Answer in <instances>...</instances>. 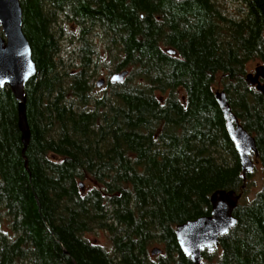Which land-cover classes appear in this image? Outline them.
Wrapping results in <instances>:
<instances>
[{
    "label": "trees",
    "instance_id": "16d2710c",
    "mask_svg": "<svg viewBox=\"0 0 264 264\" xmlns=\"http://www.w3.org/2000/svg\"><path fill=\"white\" fill-rule=\"evenodd\" d=\"M20 1L38 72L25 88L26 150L19 101L0 86V214L10 218L0 264H194L177 225L210 215L217 190L244 195L252 176L217 89L255 136L264 172V95L246 81L250 62L264 64V0H237L241 16L220 0ZM66 22L78 32L74 64L61 53ZM94 34L113 70H129L102 94ZM234 215L204 264H264V188ZM94 230L112 251L84 236Z\"/></svg>",
    "mask_w": 264,
    "mask_h": 264
},
{
    "label": "water",
    "instance_id": "95a60500",
    "mask_svg": "<svg viewBox=\"0 0 264 264\" xmlns=\"http://www.w3.org/2000/svg\"><path fill=\"white\" fill-rule=\"evenodd\" d=\"M175 50L169 53L175 54ZM38 72L33 59L32 46L23 29V8L20 0H0V86H9L19 101V127L25 150L31 139V128L27 117V96L25 92L28 81ZM129 70L115 72L113 82L125 80ZM246 81L256 86L264 95V64H258L255 72H249ZM105 80L100 78L97 85L101 87ZM216 99L223 111L226 128L236 147L243 173L253 171L255 159H259V150L254 135L242 125L232 110L227 93L217 89ZM247 178L245 177V181ZM84 188V182L80 183ZM246 186V184L244 185ZM242 193L236 190H217L212 195V212L210 215L181 223L176 227V236L182 251L190 256L194 264H204L203 249L215 250L220 244V237L228 234L237 223L234 211L240 203ZM153 255L162 252L160 247L152 249Z\"/></svg>",
    "mask_w": 264,
    "mask_h": 264
},
{
    "label": "rangeland",
    "instance_id": "374dc122",
    "mask_svg": "<svg viewBox=\"0 0 264 264\" xmlns=\"http://www.w3.org/2000/svg\"><path fill=\"white\" fill-rule=\"evenodd\" d=\"M221 4L227 11L229 15L241 16L244 13L243 5L237 0H220ZM65 30L60 38L62 50L61 53L65 56L66 62L69 64H74L78 62V52H79V41H78V32L76 28L70 23L66 22L63 25ZM93 40L97 42L98 49L102 55V59L99 62L98 67L94 71V92L97 94H102L108 88V82L111 79L115 71L112 68V61L110 60L109 54L106 53V49L103 44L102 36L100 34H94ZM261 64L260 61H252L248 64V72H255L256 66ZM103 78L105 80L104 84L99 87L97 81ZM247 187L244 192L243 198L241 201L249 202L251 201L258 191L264 188V172L260 163L256 162L255 167L252 171V176L247 180ZM10 218L8 217L5 210L0 214V229L10 231ZM90 241L100 244L109 251H112V242L109 236V233L103 230H94L88 232L84 235ZM155 247V246H153ZM153 255V254H152ZM156 257V255H153Z\"/></svg>",
    "mask_w": 264,
    "mask_h": 264
}]
</instances>
